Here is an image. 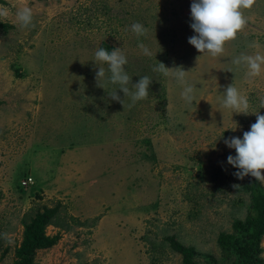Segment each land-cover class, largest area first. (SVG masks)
Instances as JSON below:
<instances>
[{
    "label": "rangeland",
    "instance_id": "374dc122",
    "mask_svg": "<svg viewBox=\"0 0 264 264\" xmlns=\"http://www.w3.org/2000/svg\"><path fill=\"white\" fill-rule=\"evenodd\" d=\"M3 1L1 19L13 27L0 30V264H15L25 224L59 203L46 232L61 239L34 264H183L165 241L172 235L196 248L199 264H209L206 255L232 264L218 236L246 218L251 199L225 140L243 139L253 113L264 115V72L249 78L232 61L264 54V0L244 10L246 27L216 57L188 42L197 35L193 0ZM24 6L33 10L28 28L16 19ZM135 22L146 37L131 30ZM100 47L124 49L133 85L151 78L146 99L124 108L108 95L118 85L98 86ZM158 62L189 72L193 106L173 78L153 71ZM234 83L248 114L222 106ZM29 177L34 184L23 187Z\"/></svg>",
    "mask_w": 264,
    "mask_h": 264
},
{
    "label": "clouds",
    "instance_id": "9594fccd",
    "mask_svg": "<svg viewBox=\"0 0 264 264\" xmlns=\"http://www.w3.org/2000/svg\"><path fill=\"white\" fill-rule=\"evenodd\" d=\"M256 3L257 0H193L191 5L193 23L190 26L197 35L189 38V44L202 54L207 53L213 57L222 55L226 43L235 40L248 23L244 10L252 9ZM7 15L6 10H0V17ZM16 19L21 27L28 28L33 25V10L27 6L19 8ZM131 30L137 37L148 35V29L139 22L133 23ZM251 46L260 47L256 43ZM138 47L144 55H152L151 50L144 43H139ZM94 57L99 65L96 71L98 86L106 91L108 86H119L118 90L113 88L111 93H108L112 100L122 103L124 108L125 106L131 108L136 102L148 97L151 78L143 76L136 84H132V77L125 67L128 59L124 49L116 48L109 52L100 47L95 51ZM232 62L237 66L246 65V75L249 78L258 77L264 72V54H241ZM103 65H107V68ZM153 71L164 77L173 78L182 87L181 98L188 105L193 106L197 88L188 82L189 72L185 71L183 66L168 68L164 63L158 62ZM118 91L123 92L126 99L122 100ZM222 106L235 113L248 114L250 104L248 97L242 94L234 83L227 87ZM261 106L264 107V100L261 101ZM253 114L256 115V122L251 125L250 131L244 132L243 139L231 137L225 140L227 147L236 152L235 156L227 157V162L238 169L234 173L238 179L243 180L250 175L264 183V115L260 112ZM233 187L238 188L239 185Z\"/></svg>",
    "mask_w": 264,
    "mask_h": 264
},
{
    "label": "trees",
    "instance_id": "16d2710c",
    "mask_svg": "<svg viewBox=\"0 0 264 264\" xmlns=\"http://www.w3.org/2000/svg\"><path fill=\"white\" fill-rule=\"evenodd\" d=\"M0 3L4 1L0 0ZM12 27L0 17V30L7 32ZM1 105L0 102V107ZM237 171L235 168L234 173ZM241 181L244 184L239 191L249 194L250 211L245 219L234 220L231 232H221L217 242L223 257L231 260L232 264H264V249L261 243L264 238V186L250 175ZM60 207V203L54 208L45 207L25 224L23 241L16 250L15 264H34L39 250L51 249L58 244L61 235H48L46 230L59 213ZM165 241L173 252L181 255L183 264H199V253L195 247L186 246L175 235L166 237ZM205 257L209 264H218L213 256Z\"/></svg>",
    "mask_w": 264,
    "mask_h": 264
},
{
    "label": "built area",
    "instance_id": "2783aa9c",
    "mask_svg": "<svg viewBox=\"0 0 264 264\" xmlns=\"http://www.w3.org/2000/svg\"><path fill=\"white\" fill-rule=\"evenodd\" d=\"M33 184H34V179L32 177H29V178L25 179L24 181H22L23 187H30Z\"/></svg>",
    "mask_w": 264,
    "mask_h": 264
}]
</instances>
